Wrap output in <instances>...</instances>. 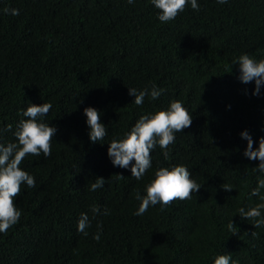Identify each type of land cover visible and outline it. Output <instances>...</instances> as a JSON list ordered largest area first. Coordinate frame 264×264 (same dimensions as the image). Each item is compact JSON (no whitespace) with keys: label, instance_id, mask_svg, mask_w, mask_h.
<instances>
[{"label":"trees","instance_id":"obj_1","mask_svg":"<svg viewBox=\"0 0 264 264\" xmlns=\"http://www.w3.org/2000/svg\"><path fill=\"white\" fill-rule=\"evenodd\" d=\"M197 3L199 10L189 3L162 23L151 0H0V144L17 142L30 104L50 103L43 122L56 128L51 155H28L20 165L36 187L22 185L15 198L21 217L0 233V264H39L27 261L31 251L72 264L58 260L72 252L66 238L92 240L97 233L94 242L120 246L131 257L127 264H214L219 255L235 264H264V226L239 215L264 203L251 196L264 173L254 170L258 160L244 156L247 141L240 136L247 130L254 149L264 137V85L254 95V82L242 83L235 64L243 54L264 60V0ZM153 85L164 90L161 96L135 105L128 89ZM206 89L209 101L199 108ZM172 101L182 103L192 123L175 134L169 158L157 145L140 180L131 176V165L114 167L108 143ZM86 107L101 113L108 134L100 143L89 140ZM179 165L199 191L135 215L137 193L146 195L155 172ZM100 177L104 186L91 191ZM81 213L90 220L87 235L75 231ZM231 220L235 233L227 227ZM80 252L74 247L72 258Z\"/></svg>","mask_w":264,"mask_h":264},{"label":"clouds","instance_id":"obj_2","mask_svg":"<svg viewBox=\"0 0 264 264\" xmlns=\"http://www.w3.org/2000/svg\"><path fill=\"white\" fill-rule=\"evenodd\" d=\"M152 4L160 10L158 19L162 23L174 20L177 15L183 12L190 3L193 10H199L197 0H151ZM219 4L227 3V0H217ZM129 4H133L134 0H128ZM11 15L19 14L18 9L6 10ZM240 76L242 83L254 82V95H258L261 85H264V60L259 62L252 59L249 55L243 54L238 58ZM163 89H158L155 85L152 88L137 91L135 88L128 89V94L134 97V103L141 106L146 96L152 100L161 96ZM210 98L208 89L204 90L199 96L197 106L199 108L205 106ZM52 105L43 103L41 105H28L23 110L22 115L26 119L21 120L15 132V143L7 145L0 144V233H6L10 227L14 226L21 217V211L15 206V198L21 193V186L27 185L29 188H35L36 183L32 175L24 171L20 165L26 156H40L41 153L45 158L51 155L53 136L56 128L50 127L49 124L43 122V118L48 115ZM86 123L89 128L88 137L92 143H100L108 134L106 127L101 123V113L93 107L84 109ZM192 116L185 109L181 102L172 101L167 110H160L152 115H142L135 122L126 137L120 140L113 139L108 143L107 154L114 167L129 168L131 176L136 180L142 179L146 171L151 168V152L158 145L162 150L165 160L169 158V145L175 142V134L182 132L183 129L191 126ZM11 126H9L10 130ZM242 139L247 141L244 156L249 160H258L259 164L254 169L260 173H264V137L258 141V147L253 148V139L247 130L240 133ZM134 162V163H133ZM123 179L121 175H117ZM105 179L96 178L95 183L90 186L91 191L102 188ZM201 185L191 179V172L183 165L174 166L171 169L161 167L155 172V177L145 191L146 195L141 197L137 193V199L140 201L137 216L143 215L150 206L161 205V210L167 207L175 200L191 199L193 194L199 191ZM226 191L232 190L229 185H224ZM264 189V179H259L257 187L252 190L251 196H258L264 201V195L261 190ZM264 203H260L255 207L245 211L244 208L239 210V215L245 219L254 220L253 226L259 228L264 226V216H262ZM93 213H99V208L94 206ZM105 215L108 214L105 210ZM90 227V220L87 214L81 213L78 223H75V231L80 235H87L86 229ZM228 229L233 233L236 232V226L231 220ZM99 241L100 234L94 235L92 240H86L84 237L78 239L66 238V243L73 242L72 252L65 253L58 258L61 262L66 261L72 264H96V261H105V264H127L131 262V257L126 254L120 246L105 247ZM85 241V242H84ZM74 247H80V255L72 258ZM132 251L129 252L131 254ZM29 263L42 261L45 264H58V261L52 258L46 252L31 251L26 256ZM235 264L231 260L230 255H219L214 264Z\"/></svg>","mask_w":264,"mask_h":264}]
</instances>
